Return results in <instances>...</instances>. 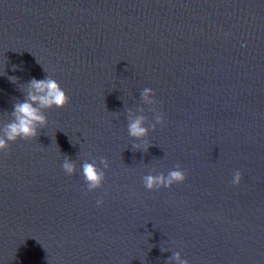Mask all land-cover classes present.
Instances as JSON below:
<instances>
[{
	"label": "water",
	"instance_id": "1",
	"mask_svg": "<svg viewBox=\"0 0 264 264\" xmlns=\"http://www.w3.org/2000/svg\"><path fill=\"white\" fill-rule=\"evenodd\" d=\"M33 78L69 101L0 152V264H264V0H0V136Z\"/></svg>",
	"mask_w": 264,
	"mask_h": 264
},
{
	"label": "clouds",
	"instance_id": "2",
	"mask_svg": "<svg viewBox=\"0 0 264 264\" xmlns=\"http://www.w3.org/2000/svg\"><path fill=\"white\" fill-rule=\"evenodd\" d=\"M14 79V78H11ZM151 90H144V98L148 99ZM69 101L67 93L60 87L58 81L51 78L36 79L30 81V90L28 98L14 106L15 121L6 126L3 136H0V152L8 148V141L15 140L17 137L29 138L37 134V125L45 122V116L41 108L55 105L58 108L63 107ZM159 119V117H158ZM129 134L134 137H142L147 134V128L143 126V117H137L129 125ZM107 166V165H105ZM63 168L66 172L74 171L73 165L65 162ZM83 175L88 182V188L94 189L101 185L104 174L93 163L83 164ZM186 173L182 170H173L167 177L164 176H146L144 177L145 187L152 189L163 184L170 186L174 181L182 182L185 180ZM241 180V172L236 170L232 179L233 184H238ZM98 204L102 201L98 200ZM179 260V255L176 257ZM180 264H188L187 261L180 260Z\"/></svg>",
	"mask_w": 264,
	"mask_h": 264
}]
</instances>
